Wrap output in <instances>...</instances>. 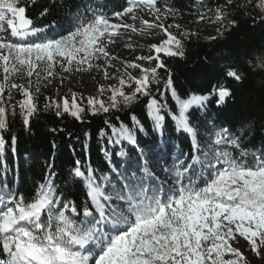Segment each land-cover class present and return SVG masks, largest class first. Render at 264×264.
<instances>
[{"label": "snow or ice", "instance_id": "6c2138e0", "mask_svg": "<svg viewBox=\"0 0 264 264\" xmlns=\"http://www.w3.org/2000/svg\"><path fill=\"white\" fill-rule=\"evenodd\" d=\"M35 2L0 0V154L9 146L15 150L17 117L30 129V120L39 111L37 95L42 83L47 87L58 77L62 86L68 79L63 74L92 69L117 83L99 85L86 103L82 96L78 102L71 89V102L67 96L45 97L44 110L82 121L86 113L96 116L118 111L144 97L152 129L161 141L139 143L138 133L146 129L135 113L130 115L131 127L122 122L117 127L105 119L111 134L101 128L98 135L106 137L108 145L126 141L134 146L136 166H121L116 158L127 155L123 148H101L109 165L106 169L77 159L71 175L82 184L79 202L67 199L57 187L52 164L47 165L43 182L34 185L28 195L6 181L0 184V264H251L245 255L249 250L264 260V145L249 150L239 137L221 128L202 146L189 119L190 109L205 110L211 98L217 106L233 99L226 81L242 84L250 73L264 72V52L256 60L224 62L219 65L224 78L212 84L211 91L190 92L182 98L161 54L183 58L184 41L196 33L164 23L176 15L172 8L162 9L158 0H126L127 6L111 15L96 10L90 15L78 13L65 33L49 36L51 25H37L39 18L49 14L48 7L35 19L27 15ZM137 8L147 10L150 19L138 17ZM229 9L243 11L253 24L264 23V0H225L213 20L205 15L197 18V23L219 24L208 40L223 39L238 27L229 18ZM137 19L139 26L134 23ZM157 29L164 38L147 45V55L125 60L109 50L125 31L151 37ZM124 47L145 50L139 43L134 45L130 36ZM159 70L166 75L162 77ZM18 79L27 83H18ZM168 92L175 110L165 99ZM105 93H109L107 101L100 99ZM166 118L177 132L192 137L189 152L174 155L171 163L168 157L173 156V146L165 136ZM84 148L87 154L86 144ZM241 239L247 244L243 251L238 247Z\"/></svg>", "mask_w": 264, "mask_h": 264}, {"label": "trees", "instance_id": "16d2710c", "mask_svg": "<svg viewBox=\"0 0 264 264\" xmlns=\"http://www.w3.org/2000/svg\"><path fill=\"white\" fill-rule=\"evenodd\" d=\"M243 2V0H241ZM225 0H158V5L164 9L172 8L176 15L169 16L164 23L179 24L181 30L196 33L184 41L185 56L163 57L167 66L171 69L174 78L176 92L182 98L188 93L206 94L211 91V85L222 80L223 73L219 65L235 59L242 63L244 59L256 60L264 52V23H252V17L247 16L240 10L229 9L230 19L237 21L238 27L231 29L223 39L215 42L209 37L199 24L197 16L184 20L188 15H199L201 11L215 13L218 6H222ZM127 6L126 0H36L35 5H30L27 15L35 19L44 7L50 9L46 17L39 18L37 25L43 27L51 25L47 35L65 33L79 14L90 15L91 10L104 12L111 15L114 11H120ZM255 16V13H253ZM219 27V26H218ZM171 31L177 35L179 32L173 28ZM207 57V59H205ZM164 77V70H159ZM264 72L250 73L242 84L226 81L228 87L233 90L234 97L225 104L217 106L215 98L207 102L205 110L198 108L190 109L189 119L192 126L198 132V140L201 145L208 137L204 132L210 127L220 130L226 128L233 137H239L241 143L249 150H256L264 145ZM164 91L163 85L160 86ZM156 86H153L155 92ZM96 91L86 95L77 94L86 98L96 95ZM63 97L59 88L54 89L50 98ZM21 97L17 95L16 100ZM71 98V95H70ZM159 98V97H158ZM100 99L105 100L104 95ZM167 103L175 110V101L168 92L165 97ZM107 101V100H105ZM71 102V99L69 100ZM147 100L141 97L130 107L120 110H112L110 113H101L96 116L85 114V119L77 121L65 114L57 117L53 110L45 111V96L37 98L39 111L30 120V129L26 130L19 117L15 119L13 130L18 136L15 150L9 146L3 154H0V184L5 181L10 187L17 188L20 193L28 195L34 185L43 182L47 165L52 164V171L56 173L55 183L67 199L79 202L83 199L82 184H78L71 175V169L77 159L82 162H90L94 168L106 169L109 165L107 158L101 151L106 148L109 151L121 148L127 153L123 158H116L122 167L133 168L136 166L138 156L137 149L126 141L118 145L106 144V137H100L99 131L104 128L109 134L111 130L104 124L108 119L117 127L120 123L131 127L130 115L135 113L137 118L144 124L146 132L138 133V141L141 145L159 144L161 137L152 129V121L147 115L145 108ZM119 117V120H117ZM167 127L165 136L172 144L175 154L189 152L192 145V137L177 132L173 122L166 118ZM55 129L56 131H53ZM85 133L89 135L86 137ZM85 144L87 154H85ZM183 158V157H182Z\"/></svg>", "mask_w": 264, "mask_h": 264}, {"label": "rangeland", "instance_id": "374dc122", "mask_svg": "<svg viewBox=\"0 0 264 264\" xmlns=\"http://www.w3.org/2000/svg\"><path fill=\"white\" fill-rule=\"evenodd\" d=\"M135 11H136V15L138 17H142L143 19H150V16L148 15L147 10L141 11L139 8H137ZM200 15L207 16L209 20L214 19V14L207 12V11L206 12L201 11L199 15L192 14V15L185 16L184 20L191 21L196 16L198 17ZM127 22L133 23V21H131V20H128ZM134 23L137 26H139L140 20L137 19ZM218 26H219V24L210 23L208 21H203L202 23L199 24V27L202 28L208 36L215 35V29ZM155 31L157 34L153 35L151 37L146 36V35H138L136 33H131L130 31H125L123 36L119 39V41L116 44L110 46L109 50L113 54L118 55L119 57H121L122 59H125V60H132V59H134L135 55H139V54L147 55V54H149L146 50L147 45L152 44V43H159L160 40L164 38L163 34L160 33V31L158 29ZM129 36L131 37V42L134 45L136 43H139L142 46V48H144L145 50L142 51L141 48H135V49L125 48L124 44H125V42H128ZM97 63H100V61H98ZM113 63L117 64L118 62L113 61ZM118 66H120L122 68V65H118ZM57 71H59V69H57ZM109 71L115 72V69H110ZM133 74L134 75L138 74V70L133 72ZM63 75L68 76V79H66L64 81L62 86H61L60 79L58 77L56 79H54L52 84L48 85L47 87H44V85L42 83L40 85V92L38 93L37 98H39L41 95H43L45 97H50V96H52L54 89L59 88L60 91L63 93V97L67 96V98L70 100L71 98H70L69 89H71L72 92H76L77 94L86 95L88 92L96 91L98 86L101 84L107 86L109 84H116L117 83L116 80H105L103 78V73L97 72L96 69H92L89 72H76V73H72V74H63ZM16 82L25 83V84L27 83L25 80H19V79ZM32 91L35 92V87L32 88ZM126 91H130V89H126ZM108 95H109V93L104 94L105 100H107ZM215 131H219V130L210 127V129L208 131L204 132V135H206L209 138V136L212 133H214ZM202 146H203V144H202ZM174 155H176L175 151H173V156L168 157L169 163H171ZM161 164H163V161H161ZM246 246H247L246 241H243L241 239V242L238 245V247H240L241 250L243 251ZM245 255L248 257L251 264H264V260H261V259L255 257L254 254H252L250 252V250L248 252H246Z\"/></svg>", "mask_w": 264, "mask_h": 264}]
</instances>
